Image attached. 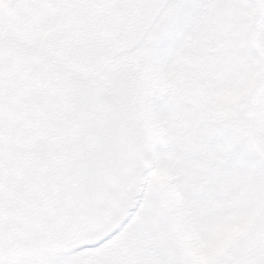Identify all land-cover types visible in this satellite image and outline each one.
<instances>
[{
    "label": "snow or ice",
    "instance_id": "obj_1",
    "mask_svg": "<svg viewBox=\"0 0 264 264\" xmlns=\"http://www.w3.org/2000/svg\"><path fill=\"white\" fill-rule=\"evenodd\" d=\"M0 264H264V0H0Z\"/></svg>",
    "mask_w": 264,
    "mask_h": 264
}]
</instances>
